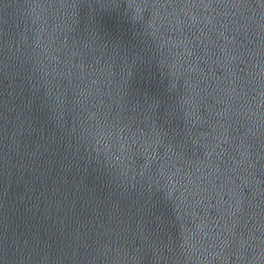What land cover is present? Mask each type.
<instances>
[{
  "label": "water",
  "instance_id": "1",
  "mask_svg": "<svg viewBox=\"0 0 264 264\" xmlns=\"http://www.w3.org/2000/svg\"><path fill=\"white\" fill-rule=\"evenodd\" d=\"M0 264H264V0H0Z\"/></svg>",
  "mask_w": 264,
  "mask_h": 264
}]
</instances>
